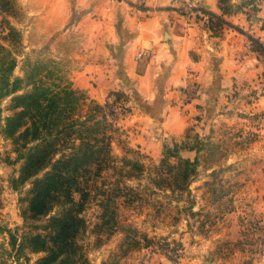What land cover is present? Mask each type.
<instances>
[{
  "label": "crops",
  "instance_id": "obj_1",
  "mask_svg": "<svg viewBox=\"0 0 264 264\" xmlns=\"http://www.w3.org/2000/svg\"><path fill=\"white\" fill-rule=\"evenodd\" d=\"M10 3V11L0 8V12L20 44L13 79L25 76L26 59L41 54L46 45L73 46L68 55L74 66L69 77L72 88L98 101L112 91L126 94L135 102L128 125L137 128L140 143L158 153L166 136H183L190 126L200 133L208 129L211 139L237 141L227 150L226 162L241 173L239 184L251 197L246 203L260 200L262 194L251 193H264V55L249 36L264 44V3L254 0L229 14L223 13L219 0ZM201 10L227 23L216 22ZM0 39L6 47L13 45V34ZM141 49H148L149 55L138 59ZM7 96L6 100L11 97ZM2 115L4 119L9 114ZM3 119L0 218L10 224L16 217L17 191L11 181L17 175V161L2 135ZM157 130L164 134H156ZM191 258L183 264H206ZM148 264L172 263L154 259Z\"/></svg>",
  "mask_w": 264,
  "mask_h": 264
},
{
  "label": "rangeland",
  "instance_id": "obj_2",
  "mask_svg": "<svg viewBox=\"0 0 264 264\" xmlns=\"http://www.w3.org/2000/svg\"><path fill=\"white\" fill-rule=\"evenodd\" d=\"M1 2L0 8L10 11V0ZM257 2L264 3V0ZM0 17L6 23L1 12ZM18 41L17 34H13L10 47L0 41V121L2 114L13 113L11 97L6 100L8 96L4 92L13 80L15 58L20 52ZM72 47L46 45L41 54H31L24 63L25 76L18 85L29 89L31 83L40 84L54 90L58 105L50 108L48 119L53 125L49 138H59L57 145L62 152H70L71 141L80 142L77 139L81 133L80 121H86L96 134L105 131L109 135L111 158L101 163L100 170L91 171L81 179L80 186L88 192L86 198L80 191L72 193L74 203H83L77 212L83 220L76 235L78 254L82 255L77 264H148L154 259L183 264L190 257H197L206 264H264V193L262 190L251 193L252 196L262 195L255 204L246 203L251 197L239 184L241 173L233 163L226 162L227 150L229 152L237 141L211 139L208 129L200 133L190 126L183 136H166L159 153L156 148L147 149L138 141L137 128L128 125L135 102L126 94L121 92L119 100H115L117 96L110 92L104 100L98 101L71 87L69 77L74 66L68 55L74 52ZM56 53L64 55L55 59ZM69 89L73 90V95L65 93ZM96 104L106 106L101 110ZM67 122L74 124L77 133L69 131L73 127L67 129ZM82 132L86 134L84 128ZM160 133L164 134L156 131ZM2 135L16 155L17 175L13 177L16 178L27 148L21 147L22 138L16 140ZM35 143L30 142L28 146ZM18 152L21 157H17ZM178 156L195 160L196 166L189 180L180 176L176 183L174 171L167 164H176ZM132 163L137 165L132 166ZM178 168L180 173L185 170L184 166ZM30 187V180L13 187L17 198L14 200L16 217L9 222L11 225L0 218V264H34L45 254L33 253L27 247L18 251L17 245L11 242V235L19 242L24 233H46L44 228L34 229L33 225H45L47 217L24 222L22 211ZM59 208L62 206H56L51 215Z\"/></svg>",
  "mask_w": 264,
  "mask_h": 264
},
{
  "label": "trees",
  "instance_id": "obj_3",
  "mask_svg": "<svg viewBox=\"0 0 264 264\" xmlns=\"http://www.w3.org/2000/svg\"><path fill=\"white\" fill-rule=\"evenodd\" d=\"M253 1L242 0L238 4H232L230 0H219L223 13L228 14ZM201 11L216 22L227 23L221 16L213 12ZM8 33L9 36L16 34L11 28H9ZM249 39L254 48L264 55V44L251 36ZM20 81L21 78H14L4 92L5 96L11 95L10 108L13 113L5 118L1 131L4 135L16 140L22 138L21 147L27 148L20 174L13 178L11 183L12 187H17L18 184L30 180L31 187L28 190L26 205L22 211L24 222H36L43 217H47V219L43 226L33 225L34 229L44 228L46 233H24L19 242L14 235H11V242L17 245L18 251L27 247L33 253H45L34 264H77L82 255L78 254L79 245L76 244V235L83 221L77 216V212L80 211L83 203L82 201L74 203L72 193L73 191H80L83 198H86L88 192L80 186L81 179L90 174L91 171L100 170L101 163L111 158L109 135L105 131H101V135L96 134L94 133L95 129L88 126L86 121H80L81 130L79 131L82 134L79 133L80 137H77L80 142L76 144L75 140L71 141L70 152H62L57 145L59 138H49L53 125V122L48 119L51 113L50 108L58 105L53 95L54 90L31 83V88L18 92L21 87L27 88L18 85ZM65 91L67 95L74 94L72 89ZM111 94L117 96L115 100H119L122 93L112 91ZM67 95L64 94V97ZM61 97L57 96L59 99ZM104 106L96 104V107L101 110H104ZM34 108L35 111H33ZM102 115L105 117V114ZM65 124L67 129L73 127L72 130H69L72 133L78 130L73 123L67 122ZM83 128L86 134H83ZM30 142L36 143L33 146H28ZM58 154L60 155L56 157ZM21 156L22 154L18 152L17 157ZM126 162L129 161L126 160ZM162 162H165V158ZM136 165V163H132V166ZM167 165L173 169V178L177 183L180 176L184 180H189L190 175L195 171L196 161L178 156L176 164ZM179 166L185 167L184 172H178ZM39 173L42 175L34 178ZM183 186L181 183L180 187ZM71 202L75 205L68 207L65 205ZM58 205L62 208L51 215Z\"/></svg>",
  "mask_w": 264,
  "mask_h": 264
},
{
  "label": "built area",
  "instance_id": "obj_4",
  "mask_svg": "<svg viewBox=\"0 0 264 264\" xmlns=\"http://www.w3.org/2000/svg\"><path fill=\"white\" fill-rule=\"evenodd\" d=\"M9 31L8 26L6 25L5 21L0 17V35L3 34H7ZM149 55V51L148 49H141L138 51V53L136 54V57L139 58H143Z\"/></svg>",
  "mask_w": 264,
  "mask_h": 264
}]
</instances>
